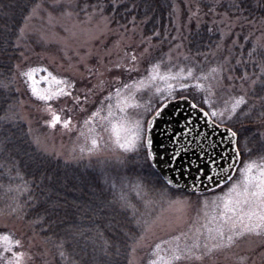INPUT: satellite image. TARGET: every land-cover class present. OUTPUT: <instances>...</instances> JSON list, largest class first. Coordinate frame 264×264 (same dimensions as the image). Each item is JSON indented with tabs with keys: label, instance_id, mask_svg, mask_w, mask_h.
<instances>
[{
	"label": "rangeland",
	"instance_id": "obj_1",
	"mask_svg": "<svg viewBox=\"0 0 264 264\" xmlns=\"http://www.w3.org/2000/svg\"><path fill=\"white\" fill-rule=\"evenodd\" d=\"M74 1L57 0L49 6L38 5L27 18L19 36L25 57L17 82L28 95L21 109L33 140L44 153L69 163L95 161L103 167L119 166L127 156L140 154L145 149L140 146L137 151H126L119 147L112 131L114 123L119 122L128 129L127 132L121 131L123 143V137L131 135L135 121L146 122L155 109L183 94L192 93L204 103L207 99L216 109L230 105L239 96H244L247 103L250 102L253 81L237 80L232 73H228L225 66L229 62L217 65V57L222 52L219 55L214 52L211 60L189 54L181 43L180 26L171 46L155 43L145 40L139 29L112 28L108 17L99 12H89L80 18L72 10ZM61 5L64 10H56ZM177 12V20L180 21L181 8ZM194 18L203 21L204 15L199 10L191 13L185 28ZM219 23L224 24V36H233L234 44L240 34L245 36V40L254 36L255 49L264 50V22L246 24L239 18L224 17ZM157 63L160 64V75L171 73L177 78L153 79L152 67ZM32 68H46L57 78L67 81L69 86L65 91L71 92V96H54L51 101L45 102L33 95L30 82L26 83L27 77L23 75ZM213 68H219L220 72L210 74ZM181 69L184 70L183 75ZM188 69H193L192 77L186 76ZM201 74L209 78L197 81L195 77ZM44 76H47V72L35 73L37 87L41 90L50 87L55 92L58 87H64L49 85L42 79ZM197 82L203 84L204 88L196 87ZM169 84L173 86L171 90ZM182 84L189 87L182 88ZM124 85H128V88ZM118 88L121 90L119 97L116 95ZM109 95L110 100L106 99ZM125 100L129 105L139 106L128 107L123 103ZM245 105L226 125L233 124ZM120 108L124 109L123 113L119 111ZM98 109L100 115L90 120L92 113ZM109 111L112 117L108 116ZM53 112L61 117V121L70 118L71 124L65 127L63 123H57L52 127L48 121L52 119ZM93 138L98 140V146L92 145ZM251 161L260 164L264 163V158L240 160L231 181L205 194L187 193L189 195L156 199L150 197L139 183L130 186V192L143 203L148 218L145 232L133 249L131 264H151L157 259L155 247L161 241H171V244L162 245L160 255L163 256H170V249L177 243L182 253L186 245L191 246L194 242L200 244L199 248L193 249V254L185 253L174 264H264V234L246 232L242 236H234L229 244L227 236L232 233L225 230L224 239H210L207 230L217 226L210 222L216 214L213 199L223 197L231 185L241 179V169ZM205 201H208L207 206ZM19 216L20 212L15 207L0 212V235L7 233L13 240L20 241L18 250L15 245H10L12 251L23 253L19 258L20 264H53L43 241ZM215 235L213 232L212 236ZM176 236L181 237L178 242L173 239ZM0 248H5L2 241ZM16 259L13 255L0 252V264H8Z\"/></svg>",
	"mask_w": 264,
	"mask_h": 264
},
{
	"label": "trees",
	"instance_id": "obj_2",
	"mask_svg": "<svg viewBox=\"0 0 264 264\" xmlns=\"http://www.w3.org/2000/svg\"><path fill=\"white\" fill-rule=\"evenodd\" d=\"M55 1L0 0V85H6L0 86V118L6 117L0 119V212L17 208L22 222L47 247L53 264H131L148 218L143 203L129 187L139 183L156 199L187 193L163 180L145 150L127 156L119 166L103 167L95 161L65 162L36 145L21 109L28 95L17 82L25 57L19 36L33 9ZM235 3L238 0H75L72 10L80 18L99 12L108 17L112 28H136L145 40L169 46L180 26L181 43L189 54L211 60L214 52H222L217 65L229 62L225 68L237 80L255 81L250 102L227 126L237 133L241 160L262 159L264 50L255 49L254 36L245 40L240 34L234 44L233 36H224V24L219 22L230 17L261 24L264 0H246L241 10L231 7ZM198 10L203 21L194 18L185 28L191 13ZM180 97L209 111L192 93ZM0 252L14 253L4 248Z\"/></svg>",
	"mask_w": 264,
	"mask_h": 264
},
{
	"label": "snow or ice",
	"instance_id": "obj_3",
	"mask_svg": "<svg viewBox=\"0 0 264 264\" xmlns=\"http://www.w3.org/2000/svg\"><path fill=\"white\" fill-rule=\"evenodd\" d=\"M246 0H238V3L233 4L231 7H235L238 10L244 8ZM158 35V34H157ZM252 53H249L251 55ZM135 56H133V60H135ZM160 64L157 63L152 67V78H159L162 80L176 79L177 77L171 73H167L165 75L159 74ZM37 71L47 72V76L42 77V79L47 82L49 85H63L64 87H58L55 92L49 89L41 90L37 87V80L35 78V73ZM220 72L219 68L211 69L210 74ZM181 74H184V70L181 69ZM25 77H27L26 83L30 82V89L33 95L38 97L40 100L45 102L51 101L54 96L59 97L62 95L71 96V92L65 91V88L68 87L67 81L62 78H57V76L53 75L51 72H48L46 68H32L29 71L23 73ZM187 77L193 76V69H188L186 73ZM208 75L201 74L200 77H195L197 81L199 79L207 80ZM215 78V77H213ZM255 84V81H253ZM6 86V85H0ZM125 88H128V85H124ZM182 88L189 87L187 84H182ZM196 87L203 89L204 85L197 82ZM211 86H209L210 88ZM168 88L171 90L173 86L171 84L168 85ZM120 89H116V95L119 97ZM157 91H160L157 89ZM106 99L110 100L111 95L106 97ZM264 99V97H261ZM128 107H138L137 104L129 105L127 100L123 102ZM205 103L207 104L209 111H205L204 108L199 107L196 103H192L190 107L192 109L197 110L196 121L193 122L189 119L188 116L185 117V125L182 130V134L187 137L189 134L192 135V140H201L207 141L209 136H215L218 138L219 143L216 140L212 142L210 145L213 149V152L216 151L218 147L222 148V151L218 153L219 158L221 160L224 159L225 156L229 155V149H231L233 155V165L235 161L239 158V148L235 147L237 133L233 131L231 128L226 127V122L232 120V118L236 115L237 110L242 106L247 104L244 96H239L234 98V101L230 105H226L224 108L216 109L212 106V104L205 99ZM51 105H49V108ZM163 107H166L164 105ZM163 107L155 109V111L151 115V119L146 122L137 120L134 122L131 135L123 137L124 142H121V131L127 132V127L123 126L121 123L117 122L112 124V131L116 136V143L119 147L125 149L126 151H137L140 146H143L145 149V154L147 160L151 163L153 167L159 162L158 154L153 150V138H152V129L155 126V121L162 115ZM111 105H109V109ZM119 111L121 113L124 112L123 108H120ZM227 113V116L225 114ZM100 115V110L98 109L96 112L92 113V116L89 118L90 120L95 119ZM112 112L109 111L108 116L112 117ZM0 119H6L0 118ZM200 119L204 120L203 126L199 123ZM48 123L55 127L57 123H63L65 127H68L71 124V119L67 118L61 121V117L57 115L55 112L52 113V119L48 121ZM88 123V121H85ZM224 129V133L226 135L221 134L218 129ZM228 142L229 147L223 148L225 142ZM191 143V141H189ZM92 145L98 146V140L93 138ZM181 151L186 152L187 149L182 148L180 151H174L171 155L168 163L172 165V168L179 175H183L184 172H188L190 175L191 167L184 168V160L181 157ZM207 159H203L204 157ZM179 158L178 164L177 160ZM197 159H202L203 162L201 164L196 165V173L193 176V191L199 190V185L203 184L205 180L207 181H216L217 186H219L220 181L217 179L219 177V173L215 175L212 174V166H216L218 168L223 167L220 164H217V157L212 155L211 153L201 152L197 155ZM191 161L189 164L191 165ZM231 167V166H230ZM258 171V174L255 172ZM232 176L228 175L227 180L231 181ZM198 182V183H197ZM168 184H172L173 180L169 178L167 180ZM219 201V203H217ZM208 201H205V205L207 206ZM212 206L216 214L211 217L210 222L216 223L217 226L215 228H208L209 238L210 239H224L225 238V230L232 235L227 236V241L229 244L233 242L234 236H242L244 233H255L257 235L264 234V163L257 164L256 161H251L247 163L243 169H241V179L231 185L228 189V192L223 197H216L212 201ZM207 227V225H205ZM199 231V230H197ZM215 232L216 235L212 236V233ZM181 235H184L183 233ZM180 236L173 237L175 241L180 240ZM0 241H2L5 245L4 250L7 252L12 251L10 245L20 246L19 240H13V237L10 234L0 235ZM171 244V241H161V243L157 244L155 247V253L157 255V259L153 260L151 264H174L175 261H179L182 258V255L185 253L193 254L194 248H199L200 244L198 242H194L191 246H185L183 253L180 250L179 244L170 249V256L160 255L162 250V245ZM214 245L213 247H216ZM63 255V253H61ZM14 257H17L15 261H9L8 264H20L19 258L23 256L22 252H14ZM200 259V257H196Z\"/></svg>",
	"mask_w": 264,
	"mask_h": 264
},
{
	"label": "water",
	"instance_id": "obj_4",
	"mask_svg": "<svg viewBox=\"0 0 264 264\" xmlns=\"http://www.w3.org/2000/svg\"><path fill=\"white\" fill-rule=\"evenodd\" d=\"M193 102L187 98L182 97L178 99H173L165 102L161 107H163L162 115L157 118L155 121V126L152 129V138H153V150L157 152L159 162L153 167L163 178V180L167 183V180L171 178L173 180L172 184H168L169 186L179 190L186 192H206L217 188L221 185H224L228 182L227 176H233L237 166L240 162V153L238 160L235 161L233 165L232 160V151L229 149V155L225 156L223 160L219 158L218 153L222 151V148L218 147L215 152H213L212 147L210 146L214 140L219 143L218 138L215 136H209L207 141L201 140H192V135L185 137L182 134V130L185 125V117L188 116L193 122L196 121L197 110L192 109L190 105ZM160 107V108H161ZM151 119V118H150ZM199 123L201 126L204 124V120L200 119ZM227 127V126H226ZM221 134L226 135L224 133V129H218ZM191 141V143H189ZM228 142L226 141L223 145V148H228ZM237 145V137L236 144ZM182 148L187 149L186 152L181 151V157L184 160V168L191 167V175L188 172H184L183 175L177 174V172L172 168V165L168 163L171 155L174 151H180ZM201 152L211 153L217 157V164L222 165L223 167L218 168L216 166H212V174L219 173V177L217 179L220 181L219 186H217L216 181H207L205 180L203 184L199 185L198 191H193V176L196 173V165L201 164L203 162L202 159H197V155ZM203 159H207L205 156ZM179 158L177 160L178 164ZM191 161V165L189 164ZM179 166V164H178ZM231 166V167H230ZM198 183V182H197Z\"/></svg>",
	"mask_w": 264,
	"mask_h": 264
}]
</instances>
